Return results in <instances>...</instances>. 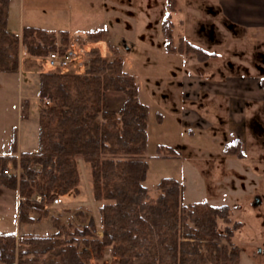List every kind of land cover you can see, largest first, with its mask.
Segmentation results:
<instances>
[{"label": "trees", "instance_id": "1", "mask_svg": "<svg viewBox=\"0 0 264 264\" xmlns=\"http://www.w3.org/2000/svg\"><path fill=\"white\" fill-rule=\"evenodd\" d=\"M11 0H0V72L20 71L21 47L27 59H46L52 52L65 55L70 39L67 32H49L25 26L22 36L8 29ZM176 0H168L176 11ZM165 48L170 53L195 55L201 63L217 58L181 39L175 45L174 23L162 24ZM98 31L95 34H102ZM88 34L87 39L94 37ZM85 72L51 69L39 75V149L17 157L18 135L14 132L8 153L0 155V185L20 195V223L51 218L57 233H0V261L4 264H91L109 250L115 264H240L241 249L233 241L242 226L231 219L229 205L214 206L207 201L184 204L186 185L166 177L156 185L155 198L145 185L149 163L148 107L139 100L137 76L124 69L122 57H103L92 49ZM264 87V78L260 79ZM126 96L119 112L109 109L107 93ZM46 101L50 104L46 105ZM29 117V102L23 103ZM158 153L173 155L175 148L159 145ZM167 151V152H165ZM223 153L245 158L243 142L227 144ZM78 158L90 165L94 198L98 207L102 235L96 218L77 211L79 225L63 223L62 215L50 210L37 211L34 200L45 196L44 204L70 193L79 195ZM20 165V177L7 175L9 165ZM33 213L38 217L34 218ZM225 225L223 230L219 224Z\"/></svg>", "mask_w": 264, "mask_h": 264}, {"label": "rangeland", "instance_id": "2", "mask_svg": "<svg viewBox=\"0 0 264 264\" xmlns=\"http://www.w3.org/2000/svg\"><path fill=\"white\" fill-rule=\"evenodd\" d=\"M138 1L137 5L142 6V12L147 17L146 27H143L145 25L143 23L141 26L132 28L129 26L113 28L109 20L116 12L123 15V11L120 12L110 6L118 7L117 0H86L82 4L78 2L73 7L74 18L79 17L81 12L86 20L94 17L100 22L104 18L108 27L115 29H112L110 39L111 45L115 47H118L124 39L137 45L162 47L164 36L162 23L165 19H171L176 24L173 37L175 41H178V38L183 35V27L179 22L182 14L169 11L168 0H141L140 3ZM183 2L179 0L180 4ZM25 3L26 21H29L32 18L29 14H33L32 6L35 4L38 7L43 6L46 1L26 0ZM124 3L129 4V0ZM145 6L148 8L147 12ZM121 8L125 9L124 6ZM139 15L141 16L140 13ZM199 15L202 16V13ZM19 18L20 4L18 2L12 7L10 15L9 29L13 33H18ZM79 22L84 25L85 21L79 20ZM214 24V26L206 24L207 28L203 29L204 32L197 31L199 37L196 34L194 37L200 38L206 34L215 43V47L207 48L208 51H223L222 58L210 60L207 67H202L203 71H208L203 77L198 74L195 84L189 86L200 90L199 93L203 90L217 93V97L205 98L203 97L205 93L199 97L208 103L202 108L196 107L197 112H201L202 115L198 113L194 122L185 126L182 144L175 148L176 152L173 153L175 156L172 155L177 158L167 159L158 156L165 154L164 152L159 154L153 145L149 151L146 150L149 170L145 185L149 189L150 197L155 198L158 194L156 185L160 180L172 177L187 186L188 192L186 195L184 193L185 205L202 201H207L214 206L229 205L232 208V221L242 224L233 238L234 243L241 249L240 264H264V87L260 82V79L264 78V32L260 33L257 39L254 37L255 40L251 41L250 38L247 42L244 39V29L230 26L219 20H216ZM93 27L92 22L89 21L87 30L96 28V26ZM71 33L76 35L77 31L71 30ZM107 38L110 37L104 32L95 34L89 40L92 41L91 43L103 41L100 44L103 57L119 55L107 47V41H105ZM76 41L75 45L80 53L75 62L76 67L71 66L69 71L82 74L92 58L91 50L98 46L86 45L88 41L86 37H78ZM97 50L101 54L100 50ZM25 51V47H21V66L18 73L0 72V154H4V151L10 147L14 132L17 135L21 132L25 138L29 122L35 121L34 125L30 124L35 132L36 124L39 122L42 106L39 99V75L41 71L51 70V68L47 59L25 58L27 57L24 54ZM120 52V55H123V51L120 50ZM138 68L142 69L143 66L138 65ZM187 83L186 79L184 84ZM226 87H229L228 91H224ZM27 100L29 117L22 119V112H27L22 105ZM220 100L224 102L219 103ZM237 139L243 142L245 153L243 159L223 153L224 147ZM164 145L173 147L174 144ZM8 169L14 171L17 177L24 174L19 164L15 168L9 165ZM17 170L21 171L20 174H17ZM79 173L81 178L79 195L70 193L60 196L63 203L59 205L47 204V208H51L55 214H62L63 223L72 224L73 227L79 225L81 217L76 216L75 213L80 210L94 214L98 220V207L103 203L94 198L91 168L84 160L79 165ZM257 199L260 200L259 205H255ZM34 202L37 203L35 200ZM42 221L46 222L45 219ZM42 224L37 225L32 231L42 236H53L57 233L56 228L55 234H48V230L45 229L48 223ZM41 227L44 228V233L39 232L38 229ZM219 227L223 230L225 225L220 222ZM91 264L115 263L108 250L104 258L99 261L92 260Z\"/></svg>", "mask_w": 264, "mask_h": 264}, {"label": "crops", "instance_id": "3", "mask_svg": "<svg viewBox=\"0 0 264 264\" xmlns=\"http://www.w3.org/2000/svg\"><path fill=\"white\" fill-rule=\"evenodd\" d=\"M45 1L46 4L43 6L38 7L36 4L32 6L31 9L33 14H29L32 18L29 19V21H26V0H11L8 16V29L10 26L12 7L19 2L20 27L18 33L14 34L20 37L22 36L25 26L40 27L49 32L56 33L58 36L63 31L67 32L70 44H76L78 37H86L87 39L88 34L90 33H96L98 31L106 32L107 36L110 37L105 40L107 41V47H110L112 52L116 51L119 53V55L107 57H122L124 60V56H126L124 60L125 71L133 75L135 74L138 77L139 100L142 104L148 107L147 151H149L152 145L154 148L164 144H174V148L180 147V144H182V134L185 130V126H187L190 122H194L195 116H197L198 113L201 114V112H197L196 107L198 108L199 106L202 108L206 103H208L201 98L199 99V97H201L203 93H205L203 95L205 98H209L211 96L215 98L217 97V93H214L213 91V93H210L203 90L199 93L200 90H195V88H191V86H189L195 84L198 74L203 77L204 73L208 71H203L202 69L207 67L210 60L222 58L223 55V51H208L207 48L215 47V43H213L210 38L206 36V34H204L203 37H200L201 40L200 38H195L194 34L199 37L197 31H200V33L204 32L203 29L207 28L206 24L214 26L216 20L225 22L230 26H236L244 29V39L247 42L250 41V38L251 41L255 40V38L257 39L260 33L264 32V0H183V4H180L179 0H176L177 9L176 11L171 12H179L182 14V17L179 18V22L183 27V35L178 38V41H175L173 37L175 45H177L181 39H184L195 46L203 48L209 53L218 54L217 58H212L208 62L201 63L193 54L186 55L168 52L165 48L164 36L162 47H153L146 44L137 45L125 39L118 47L111 45L110 39L112 38L111 32L113 28L119 29L120 26H129L132 28L134 26H141L143 23L145 24L143 27L148 25V21H146L147 17L142 12V6L137 5V0H129V4L124 3L126 0H117L118 7L116 5V7L110 5L112 8H115L120 12L123 11V15L116 12L112 19L109 20L112 24V29L108 27L104 18H102L100 22H98V20L94 17L86 20L85 16H82L81 14L83 12H78L80 13L79 17L77 16L74 18L75 13L73 11V7L78 2L82 4V2L86 0ZM121 6H124L125 9L121 8ZM147 9V6H145L146 12ZM199 13H202V16H200ZM36 20L37 22L35 23ZM79 20L85 21L84 25H82V22H79ZM89 21L92 22L94 27L96 26V28L93 27L94 29L91 31L87 30ZM175 26L176 24L174 23V28ZM71 30L77 31L76 35H72ZM231 40L232 39H230V41ZM91 42V40H88L86 45L95 44V46H98L95 48L99 49L101 52L100 44H102L103 41H94V43ZM93 47L94 46H92V48ZM120 50L123 51V55H120ZM24 54L26 55V51ZM138 65L143 66V68H138ZM186 79L188 83L185 85L184 82ZM228 88H224V91H228ZM107 100L109 109L119 112L126 100V96L123 93L108 92ZM220 102L223 103L224 101L220 100L219 103ZM237 106H239V104H237ZM31 121L33 122H29L27 125L25 138H23L21 132L18 134V151L15 154L17 157H19L23 152L33 153L37 152L39 149V122L36 124L37 128L35 132L32 128L33 126H30L31 123L34 125L35 121ZM8 150L9 148L4 151V154L0 155H11L8 153ZM158 156L165 157L167 159L177 158L173 157L175 155ZM82 160V158H78V166L81 164ZM80 187L81 186H79V190H81ZM187 192L188 189L186 186L185 195ZM19 202L20 195L18 191L0 185V233H14L17 236L21 234L40 235L39 233H34L32 230L37 225L42 224L43 221L27 224L19 222ZM34 208L39 212L50 210L52 214H55L51 208H47V205L43 203L34 202ZM67 209L69 208L67 207ZM32 215L34 218L38 217L37 213H33ZM45 221L46 222L43 224L48 223L47 228H45L48 230V234H55L56 227L52 224L51 218H46ZM96 222L98 234L102 235L99 218L98 220L96 218ZM38 230H40L39 232H43L44 228L41 227V229ZM0 264L3 263L0 262Z\"/></svg>", "mask_w": 264, "mask_h": 264}, {"label": "built area", "instance_id": "4", "mask_svg": "<svg viewBox=\"0 0 264 264\" xmlns=\"http://www.w3.org/2000/svg\"><path fill=\"white\" fill-rule=\"evenodd\" d=\"M79 50L77 49L75 44H72L65 55H60L58 52H52L48 55L47 62L50 66L51 69H61L64 71H69L70 67L74 65L76 67V61L78 60L79 56ZM46 104H50L49 101H46ZM17 174H20V170H17ZM5 174L7 175H12L15 172L12 171L11 169H6L4 171ZM45 199V196L38 195L36 197V202L37 203H42ZM62 203V199L60 197L54 199L53 205H59Z\"/></svg>", "mask_w": 264, "mask_h": 264}, {"label": "water", "instance_id": "5", "mask_svg": "<svg viewBox=\"0 0 264 264\" xmlns=\"http://www.w3.org/2000/svg\"><path fill=\"white\" fill-rule=\"evenodd\" d=\"M260 204V200L257 199L256 202H255V205H259Z\"/></svg>", "mask_w": 264, "mask_h": 264}]
</instances>
